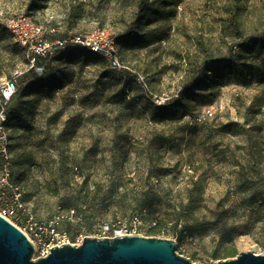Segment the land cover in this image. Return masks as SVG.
Instances as JSON below:
<instances>
[{"label": "rangeland", "instance_id": "374dc122", "mask_svg": "<svg viewBox=\"0 0 264 264\" xmlns=\"http://www.w3.org/2000/svg\"><path fill=\"white\" fill-rule=\"evenodd\" d=\"M231 1L151 0L128 29L138 0H0V82L23 71L11 164L41 229L20 214L17 227L31 238L65 230L78 244L141 216L161 226L144 236L173 240L192 264L229 259L230 248L264 254V0H238L242 38ZM25 14L54 36L108 29L124 68L73 49L37 77L4 26ZM242 42L253 45L234 48L245 73L230 60L211 65L216 82L204 66L188 84L205 59Z\"/></svg>", "mask_w": 264, "mask_h": 264}, {"label": "built area", "instance_id": "2783aa9c", "mask_svg": "<svg viewBox=\"0 0 264 264\" xmlns=\"http://www.w3.org/2000/svg\"><path fill=\"white\" fill-rule=\"evenodd\" d=\"M4 26L12 35L15 42L23 50L26 56V67L35 70L41 76L45 72V64L39 62L47 61L55 53L61 52L63 55L70 53L73 49H78L104 57L111 70L121 71L124 67L118 55V49L112 34L105 28L96 29L88 34L68 33L64 39H51L53 34L43 33L31 16L20 15L4 20ZM23 71L16 69L9 77L0 82V215L15 224L12 218L20 215L27 217L30 229L40 230L37 222L23 199V187L12 181V166L9 152L10 147V127L8 109L18 93V80ZM5 202V203H4ZM16 225V224H15ZM17 226V225H16ZM152 224L145 222L141 216L131 218L129 222L122 224H105L100 230L98 238H111L142 235L144 228L150 229ZM29 238L34 246V256L39 252L38 257H45L54 246L63 244L78 245L70 242L68 231L52 230L48 236L39 237L35 231V236L29 237L25 228H20ZM36 259V258H35Z\"/></svg>", "mask_w": 264, "mask_h": 264}, {"label": "water", "instance_id": "95a60500", "mask_svg": "<svg viewBox=\"0 0 264 264\" xmlns=\"http://www.w3.org/2000/svg\"><path fill=\"white\" fill-rule=\"evenodd\" d=\"M34 246L15 224L0 215V264H192L173 240L151 236L84 237L78 245L54 246L34 258ZM210 264H264V254L240 252Z\"/></svg>", "mask_w": 264, "mask_h": 264}, {"label": "trees", "instance_id": "16d2710c", "mask_svg": "<svg viewBox=\"0 0 264 264\" xmlns=\"http://www.w3.org/2000/svg\"><path fill=\"white\" fill-rule=\"evenodd\" d=\"M151 0H138V6H137V10L134 14V19L131 23L128 24L127 28L130 29V26H135L137 24H139L142 19H143V16H144V13L145 11L148 9V6H149V3H150ZM239 3H238V0H232L231 1V5H230V23H231V27L233 28V31L234 33L236 34V36L238 38H242L243 34L240 30V22H239V19H238V16H239ZM27 15V14H25ZM67 37V34H65L64 36H57V35H53L51 36V39L54 40V39H64ZM249 39V38H248ZM115 42H116V45H117V49H118V55L120 57V61H121V55H120V49H119V44H118V41L116 40V38H114ZM237 47L239 48V50H243V51H247V53L249 54H253V45L252 44H247L242 42L240 45H234V44H231L229 45L227 51H226V54L225 56L222 58V59H205V61H203L197 68L196 70H194L193 72V75L190 77L189 79V82L188 84L189 85H198L201 83L202 81V73H201V70L204 66H207L209 68V73H211L212 75V72H211V65H214V66H218V65H228V62H230V60H235V65L237 67V73L239 75H242V73H245V69L244 67L242 66V62H241V56L240 54H237V52L234 51V48ZM78 50V49H76ZM21 51L23 52V50L21 49ZM81 51V50H80ZM84 52V51H83ZM239 52H242V51H239ZM58 54H61L63 55L61 52H57ZM53 55L51 58H49V60L47 61H41L39 62L40 65H44L45 64V72L43 73V75L39 76L35 70L31 69L34 74L39 77V78H50V75L48 74L47 72V63L50 62V60H52L53 58H55L56 54ZM90 53V52H88ZM92 54V53H91ZM104 58V57H103ZM105 59V58H104ZM106 60V59H105ZM107 62V60H106ZM122 63V62H121ZM108 64V62H107ZM109 66V64H108ZM110 68V67H109ZM113 72H120V71H114ZM212 78V81L213 82H216L217 81V78L215 75H212L211 76ZM18 93H19V90H18ZM17 93V94H18ZM17 95H15L16 97ZM14 97V98H15ZM13 98V99H14ZM174 103L173 102H167V104H165V108L167 109H171L172 110V105ZM12 105H13V100L10 104V108L8 109V117H9V127L11 129V111H12ZM154 122H162V120L160 119H155V118H152ZM10 149V148H9ZM12 166V164H11ZM12 181L14 183H19L15 178H14V174H13V169H12ZM144 205V204H143ZM161 229V226L158 225V224H154V226H152L149 230L151 233H157L158 231H160ZM237 255V251L235 250V248H230L227 250L224 258H227V257H235Z\"/></svg>", "mask_w": 264, "mask_h": 264}]
</instances>
